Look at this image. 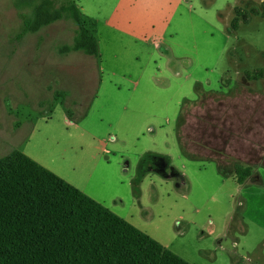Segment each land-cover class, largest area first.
I'll use <instances>...</instances> for the list:
<instances>
[{
    "label": "rangeland",
    "instance_id": "obj_1",
    "mask_svg": "<svg viewBox=\"0 0 264 264\" xmlns=\"http://www.w3.org/2000/svg\"><path fill=\"white\" fill-rule=\"evenodd\" d=\"M26 1L0 0V158L37 154L192 264H227L225 237L236 260L264 263V198L244 204L232 161L264 159V76L245 75L264 69V16L231 28L236 6L264 0H147L151 38L132 44L103 21L101 60L63 51L70 18L19 39Z\"/></svg>",
    "mask_w": 264,
    "mask_h": 264
},
{
    "label": "trees",
    "instance_id": "obj_2",
    "mask_svg": "<svg viewBox=\"0 0 264 264\" xmlns=\"http://www.w3.org/2000/svg\"><path fill=\"white\" fill-rule=\"evenodd\" d=\"M19 39L62 20L77 30L64 52L83 51L100 58L92 20L75 0H27ZM22 4H20L21 6ZM260 9L235 7L231 28L249 22ZM257 80L264 69L247 71ZM70 114L69 110L68 113ZM236 180L256 181L251 166L238 164ZM0 264H192L151 235L116 214L26 153L15 149L0 158Z\"/></svg>",
    "mask_w": 264,
    "mask_h": 264
},
{
    "label": "crops",
    "instance_id": "obj_3",
    "mask_svg": "<svg viewBox=\"0 0 264 264\" xmlns=\"http://www.w3.org/2000/svg\"><path fill=\"white\" fill-rule=\"evenodd\" d=\"M75 1L77 2L78 6L81 8L85 17L89 20H92L93 28H94V31H95L97 37H98V29L100 27L101 22H103V21L107 25L111 26L113 29L117 30V32L124 35L129 40V42L132 44H135V42H137L138 40L144 41V42L146 41V43H147V41L152 36V35H150V32L154 27L155 14H154V9L148 7L147 0H75ZM169 15L170 14L168 12H166L162 16H160L161 20H162V26H164L165 22H168L167 20L169 18ZM98 41H99V38H98ZM99 46H100V42H99ZM100 53H101V50H100ZM101 58H102V54H101V57L98 59L101 60ZM102 73H103V70H102ZM141 77L142 78L137 79L135 81L136 82L134 85L135 92L138 91L137 85L144 83V81L141 82L143 79H145L146 83H149V77L148 76L145 77V75L143 73H141ZM138 96H140L138 92L134 94V97L137 98ZM141 97H143V96L141 95ZM126 107H127V105L124 106V109ZM250 117H255V113L251 114L250 112L246 111L244 118L246 119V118H250ZM262 117L264 118V113H263ZM255 118L258 119V115H256ZM67 121H68V123L73 124L68 118H67ZM35 135H36V140L40 139L39 134L38 135L35 134ZM33 136H34V134L31 136V138H33ZM41 141H42V139H41ZM103 145H104V143H103ZM99 146H101V144H98L95 147L98 149ZM106 146H107V144L105 143V148H106ZM23 152H25V151H23ZM148 152L149 153H147L146 156L147 157H149V156L153 157V158H155V160H157V159L165 160V158L168 159L167 155L152 153L151 151H148ZM28 156L32 157L34 160H36L40 164L46 166V163L44 161H42V159L40 157H38L37 154L28 153ZM97 156H98V153L94 154L93 159H96ZM243 157L244 158H242V159H240L239 157L232 159V161H235L238 164H243L246 166H248V165L251 167L255 166V167H253L254 168L253 171H254V175H257L256 181L248 179L244 184H240V186L242 185V188L244 189V191H246V193H245L246 196H248V198H246L244 204L247 207H249V205L254 200H256L257 197H259L260 199L264 198V172L261 171L262 173H260V165L264 164V159H263V161H262V159L260 161H255V160H253L252 154H250V153H249V156H243ZM223 158L219 157L217 155V156H213V158H211V159L218 160V159H223ZM224 159H227V158H224ZM232 161H231V163H232ZM219 163H221V162L219 161ZM48 168L54 172H57L55 169H52L51 167H48ZM59 174L62 175V177H64V175L62 173H59ZM64 178L67 179L66 177H64ZM68 181H70V180H68ZM70 182L72 184L79 186L80 189H82L84 192H86L89 196L93 197L97 201H99V202L102 201L100 199V197H97L96 195L91 193L90 190L89 191H88V189L86 190V187L80 186V184H78L77 182H74V181H70ZM256 192H257V197H256ZM101 203L103 204L104 202L102 201ZM103 205H105V204H103ZM107 208H109V207H107ZM261 229H264V228L261 226ZM226 240H228L227 246L224 247V245L221 242L220 246L217 249L222 251L221 254L223 256H227V258H226L227 264H264V263H260V261H261L260 257H258L256 255H251V254L248 256V259H247L248 261L236 260L234 258V256L231 255L232 252L230 250H228V248L232 249V250L237 249L238 245L236 248L234 247V245L237 244V241H234L235 243H233V240H231L230 238L227 239V237L223 238L221 241H226ZM228 246H230V247H228ZM242 246H243V244H242ZM242 250H245V248L242 247L241 251ZM248 253H249V251H248ZM218 255L219 254L216 255L217 260H218V257H217Z\"/></svg>",
    "mask_w": 264,
    "mask_h": 264
},
{
    "label": "built area",
    "instance_id": "obj_4",
    "mask_svg": "<svg viewBox=\"0 0 264 264\" xmlns=\"http://www.w3.org/2000/svg\"><path fill=\"white\" fill-rule=\"evenodd\" d=\"M114 138H115V136L112 135V136H111V139L113 140Z\"/></svg>",
    "mask_w": 264,
    "mask_h": 264
}]
</instances>
